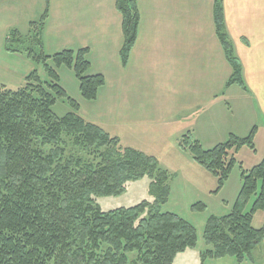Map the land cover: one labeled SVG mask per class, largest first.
<instances>
[{
  "label": "trees",
  "instance_id": "obj_1",
  "mask_svg": "<svg viewBox=\"0 0 264 264\" xmlns=\"http://www.w3.org/2000/svg\"><path fill=\"white\" fill-rule=\"evenodd\" d=\"M116 7L123 17L121 57L126 65L139 34L138 0H117ZM47 16L48 11L39 23L40 33ZM215 16L233 69L226 88L237 85L247 90L226 31L222 0H216ZM41 48L40 43V54L30 50L29 54L37 66L43 65L47 81L34 70L17 90L0 85V264H175L179 255L197 248L198 234L180 216L162 211L171 193L168 175L155 157L122 148L120 139L86 122L78 103L60 86L57 69L69 68L82 97L97 100L105 80L89 75L88 51L50 57ZM60 100L71 108L64 117L53 111ZM256 134L255 127L246 138L231 135L211 150L188 134L182 145L218 178L220 190L237 165L234 154L245 147L256 152ZM147 175L155 178L152 204L144 201L109 211L99 206L98 199L120 197L131 182ZM242 182L232 212L207 221L203 239L211 249L203 260L229 257L252 262L253 251L263 243L264 227L255 229L253 221L264 211V160L243 170Z\"/></svg>",
  "mask_w": 264,
  "mask_h": 264
},
{
  "label": "crops",
  "instance_id": "obj_2",
  "mask_svg": "<svg viewBox=\"0 0 264 264\" xmlns=\"http://www.w3.org/2000/svg\"><path fill=\"white\" fill-rule=\"evenodd\" d=\"M116 5L117 0H0V85L17 90L34 70L43 79V65L36 66L27 49L13 46L31 40L50 57L88 51L89 75L105 80L97 100L82 97L69 68L57 69L60 86L86 122L122 143L127 130L189 124L187 134L203 148V139L216 147L231 135H249L258 116L264 121V0H222L247 90L226 88L233 69L217 34L216 0H138L139 34L126 65L123 17ZM234 101L249 110L245 134L234 129ZM259 133L257 128L255 146Z\"/></svg>",
  "mask_w": 264,
  "mask_h": 264
},
{
  "label": "rangeland",
  "instance_id": "obj_3",
  "mask_svg": "<svg viewBox=\"0 0 264 264\" xmlns=\"http://www.w3.org/2000/svg\"><path fill=\"white\" fill-rule=\"evenodd\" d=\"M32 43L31 40H27L22 43L23 45L13 46L40 54V49L34 47ZM39 71L43 76L42 80L47 81L48 78L44 68L41 67ZM239 104L241 103L239 102ZM246 107L236 106L234 101L235 113L238 116V122L234 125V129L240 134H245L243 125L249 111ZM69 110L70 106L65 100H60L53 109L58 117H64L70 112ZM219 118L223 119L221 113L217 110L215 118L217 122ZM254 122L253 128L260 129L255 147L256 152L245 147L234 154L237 165L233 168L229 179L220 190L218 178L198 165L189 150L183 147L186 144L183 136L188 135L187 133L192 128L191 125L172 124L147 130H137L135 132L127 130L124 132L123 143L120 141V146L122 148L134 147L139 149L137 151H143V153L145 151L148 156L155 157L159 162L160 170L169 177L171 193L168 202L162 206V211L180 216L192 224L197 231V248L179 255L175 260V264H264V241L253 251L252 262L238 263L235 259L229 257L219 260L202 259V255L211 249L203 239L207 221L211 217H223L232 212L242 189L243 170L250 171L264 160V121L258 116ZM216 125L218 127L220 123ZM245 136L248 137L249 135ZM203 140V149L211 150L214 148V142L208 143L209 140ZM154 179L147 175L140 181L131 182L128 185L127 192L122 196L100 198L97 200L98 204L105 211L119 207L135 206L144 201L152 204L155 201V196L151 192V183ZM254 201L255 198L249 203L247 211H250ZM253 227L257 230L264 227V211H259L254 216ZM130 258L133 259L135 256L131 255Z\"/></svg>",
  "mask_w": 264,
  "mask_h": 264
}]
</instances>
